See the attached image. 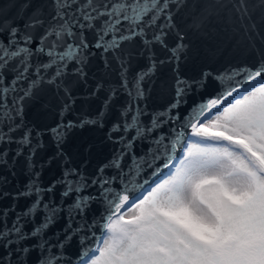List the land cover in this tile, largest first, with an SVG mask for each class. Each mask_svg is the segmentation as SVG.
Returning a JSON list of instances; mask_svg holds the SVG:
<instances>
[{"label":"snow or ice","instance_id":"snow-or-ice-1","mask_svg":"<svg viewBox=\"0 0 264 264\" xmlns=\"http://www.w3.org/2000/svg\"><path fill=\"white\" fill-rule=\"evenodd\" d=\"M230 42L250 61L189 74ZM0 264H264V0L0 2Z\"/></svg>","mask_w":264,"mask_h":264},{"label":"water","instance_id":"water-1","mask_svg":"<svg viewBox=\"0 0 264 264\" xmlns=\"http://www.w3.org/2000/svg\"><path fill=\"white\" fill-rule=\"evenodd\" d=\"M3 3H9L10 0H0ZM17 3H23L24 0H14ZM209 49H201L198 54L191 57L186 62V69L191 74L194 71H199L201 67L204 70L211 68H222L225 65H240L250 61V53L246 50L243 43L236 44L235 42L224 43L220 45H209ZM98 58L94 60V66H99ZM46 97H40L35 101L26 104V119L30 123L37 126L52 124L56 120L55 110H50L45 106ZM166 102L164 95H157L153 98V103L160 105ZM93 111L95 106H93ZM107 127V126H106ZM106 129H101L95 126H85L83 129H74L67 134L66 149L76 155L77 159H83L89 162L91 166H95L98 162L106 159L111 155L112 145L105 139ZM54 150V145L46 142V153ZM139 151V149H138ZM57 174V169L52 168L45 173V180L53 178ZM19 181L23 182L26 177L21 175ZM25 202H21V207Z\"/></svg>","mask_w":264,"mask_h":264}]
</instances>
